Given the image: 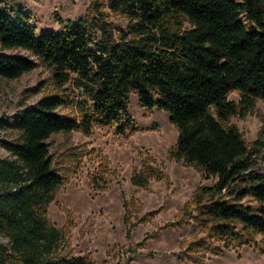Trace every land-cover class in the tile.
Masks as SVG:
<instances>
[{"label": "trees", "instance_id": "1", "mask_svg": "<svg viewBox=\"0 0 264 264\" xmlns=\"http://www.w3.org/2000/svg\"><path fill=\"white\" fill-rule=\"evenodd\" d=\"M89 1L84 19L60 21L59 32L37 36L20 6L8 14L0 0V47L30 53L52 70L64 92L41 98L12 120L0 118L18 135L3 143L11 158H0V238L7 240L0 242V264H93L59 253L63 232L48 219L47 207L64 178L54 170L46 142L73 130L89 136L94 124L134 134L128 112L133 93L142 108L163 111L176 127L170 157L213 181L198 186L167 225L192 220L213 242L190 241L181 252L186 261L200 263L207 252L222 256L248 244L264 252V172L253 168V151L230 123L264 101V0ZM111 14L128 21L127 32L114 28ZM175 17L189 29L172 28ZM36 66L28 58L0 55V77L7 80ZM67 84L88 99H70ZM231 93L239 94V102L228 100ZM68 106L77 115L57 114ZM67 155L75 162L74 152ZM165 178L147 166L131 183L146 188Z\"/></svg>", "mask_w": 264, "mask_h": 264}, {"label": "rangeland", "instance_id": "2", "mask_svg": "<svg viewBox=\"0 0 264 264\" xmlns=\"http://www.w3.org/2000/svg\"><path fill=\"white\" fill-rule=\"evenodd\" d=\"M89 5V0H2V9L8 14L16 6L23 9L37 36L48 30L59 32L60 21L84 19ZM109 21L115 29L128 31L126 19L111 14ZM169 25L183 30L190 27L179 17ZM0 55L28 58L37 65L14 80L0 77L3 120L14 119L43 97L64 93L54 84L52 70L30 53L0 47ZM65 88H69L66 94L70 99H88L70 84ZM228 100L239 102L240 96L231 93ZM128 112L137 129L134 134L118 135L115 126L94 124L89 136L73 130L53 135L46 142L53 168L64 178L47 207L48 219L63 232L59 253L83 256L93 264H264V252L253 244L229 249L222 256L207 252L200 263L186 261L181 252L190 241L213 242H207L206 234L192 220L186 219L182 227L167 225L178 219L198 186H209L213 181L202 180L195 168L170 157L178 132L166 113L145 110L135 93L130 95ZM57 114L77 115L70 106ZM230 123L238 127L253 151V168L264 172V101L258 100L249 114L232 117ZM17 138L6 124H0V158H11L3 143ZM69 151L75 153V162L69 159ZM147 166L159 168L166 178L150 180L146 188L134 186L132 175ZM0 242L5 245L7 240L0 238Z\"/></svg>", "mask_w": 264, "mask_h": 264}]
</instances>
